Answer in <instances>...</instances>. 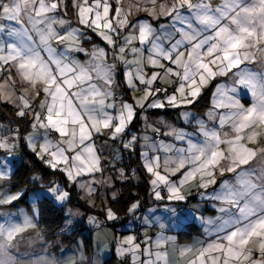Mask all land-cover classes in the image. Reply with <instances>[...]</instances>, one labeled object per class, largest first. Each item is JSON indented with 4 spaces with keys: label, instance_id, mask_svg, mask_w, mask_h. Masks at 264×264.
<instances>
[{
    "label": "snow or ice",
    "instance_id": "1",
    "mask_svg": "<svg viewBox=\"0 0 264 264\" xmlns=\"http://www.w3.org/2000/svg\"><path fill=\"white\" fill-rule=\"evenodd\" d=\"M69 7L80 27L68 18ZM141 12L144 18L137 15ZM161 18L170 24L155 26L152 21ZM87 31L105 46L82 47ZM118 65L127 88L143 92L133 102L116 93ZM217 77L228 81L216 85L207 119L181 113L185 122L195 121L196 132L169 125L163 133L186 147L149 136L148 131L159 134L160 127L147 117L142 135L131 131L140 111L192 105ZM241 90L252 98L248 106L240 101ZM0 102L13 105L16 116L30 118L33 131L24 139L36 157L89 197L109 183L105 166L114 165L103 155L109 140L129 151L143 149L157 200L183 201L189 183L206 190L217 176L232 174L208 194L221 204V215L209 221L215 239L195 249L186 246L180 255L193 254L188 264H264V0L215 5L213 0H0ZM19 139V129L0 125V149L9 157ZM10 171V160L0 159V181L10 179ZM118 172L124 176L122 168ZM47 194L60 204L70 199L55 182ZM23 195L0 185V207ZM139 206L133 203L129 212ZM37 215L21 211L17 219L0 213L6 217L0 222V264H85L83 255L79 261H58L19 254L23 233L38 227ZM106 218L118 217L107 208ZM89 222L96 224L95 218ZM165 239L155 241L157 249ZM145 244L141 249L136 237L128 236L118 252L131 254L133 264H170L166 251L153 252L147 239ZM144 255L147 259H141Z\"/></svg>",
    "mask_w": 264,
    "mask_h": 264
},
{
    "label": "rangeland",
    "instance_id": "2",
    "mask_svg": "<svg viewBox=\"0 0 264 264\" xmlns=\"http://www.w3.org/2000/svg\"><path fill=\"white\" fill-rule=\"evenodd\" d=\"M219 2H220V0H213V4L214 5L217 4V3H219ZM137 15L140 18H144L146 16V14L143 13V12L138 13ZM68 18L72 19L69 16V9H68ZM72 20L76 23V25L74 23V26L75 27H80V25L78 24V22H76V17L73 18ZM152 22H153V24L155 26H158L159 24L166 25V23L167 24H170V20L169 19H165V18H161L159 20H154ZM3 23L8 24V23H12V22L3 21ZM179 26L180 25H177V27H179ZM88 37H90V39H88ZM96 38H98L102 43L99 42L98 40H96ZM83 44H85V46L86 45H90V47L89 48H86L85 46H83ZM93 46L104 47L105 46V42L99 36H97L95 33H93V32L91 33V31H87L86 32V36L83 39L82 47H84L85 49H87V50L90 51L93 48ZM76 56H77L78 59H80L82 61L87 59V56H85L84 54H76ZM242 67H243V65H242ZM252 67H255V66L253 65ZM231 75L232 74L229 73V77ZM226 81H228V77H217L215 80H212L203 89L200 97L192 105H188L186 107L179 108V109L167 108L166 107L164 109H152V110H167V109L173 110L172 111V115H175L176 116V119H177L176 121H178V122H175L176 123L175 126L173 124H170V126L176 128V129H183L185 132H187L189 134L195 133L196 132L195 121L193 120L192 123L185 122V120L181 116V113L184 112V111H189L191 113H194L197 118L205 119L206 120L207 119L206 114L209 112L210 109L213 108V103H212V106L210 105L201 114L200 113H196V108H194V105L205 95V91H207L208 89H211V97L210 98H211V100L213 102V93L215 92L216 85L218 83H224ZM162 86L163 87H169V85H167V84H164ZM212 87H213V89H212ZM128 90H129L128 91L129 98H128V94H126V95L123 94L124 97H125V100H127L128 102H133V99L134 98L138 99L139 97H141L143 95V92L142 91H135V92H133L130 89H128ZM169 90L171 91V87H169ZM238 95H239V98H240L241 103H243L245 106H248L251 103L252 98H251L250 94H248V92L246 90H241V92ZM148 110H151V109H146V110L140 111L138 113V114H140V123L138 125V130H133L132 132L136 133L137 135H142L144 133V117H147V120H148L149 123L155 122V124L160 127V134L162 135V137L161 138H158L157 139L158 141H163L165 143H173L177 147H186V143L181 142V141H177V140H175L171 136L163 135L164 132H167L169 130V128L167 127V124L169 122L172 123V121H173V118L172 117L169 116L168 118L166 117V118H163V119H161L159 117H157V118L156 117H151V116L147 115L148 114L147 113ZM217 111L223 112L225 110L220 109V110H217ZM181 120L183 121L182 124H180L181 123ZM164 123H167V124H164ZM0 125H3L5 128L11 129L13 131H15L16 129H18L16 127H12L11 125L4 124L2 122H0ZM30 126H31V123H30ZM32 131H33V129L31 128L26 133V135L24 136V138L27 137L30 133H32ZM3 134L4 135H10V133H3ZM147 134L149 136H155V137H157V134L156 133H153L151 131H148ZM19 137H20V139L18 141V147L14 150V154L11 155L10 157L8 156V154L3 149H0L1 150L0 159H3L5 157H7L10 160V168H11V171H10V179H5L3 181H0V185H3L4 188L7 191L11 192V193L23 192L24 195L21 196V198L19 200L15 201L12 205H6V206H3V207H0V213H12V214H16V218L17 219H21V217L19 216V213L21 211H23L24 213H27L28 215H32L33 211L35 210V211L38 212V215L35 217L34 222L38 225L39 211H38V208H37V206L35 204L39 200H42L44 198L53 199V197L51 195L47 194V188L49 186H51V184L53 182H55L56 184L60 185L61 187H62V185L60 184L61 182L59 181V179L56 178L55 175L51 176L49 178L50 179L49 181H47V182L45 181V183H48V185H44L45 183H43L44 181L41 178V180L39 182H41V181H43V182L42 183H39L38 182L39 183V187L36 188V189H34V190H32V191L29 190V185L28 184H24V185H22L19 188H14L13 185H11V181H12L11 175L13 174L14 168L16 167V165H20L21 163H23V160H24L23 149H22V137H21L20 132H19ZM24 138H23V140H24L25 146L27 147V149L29 151L32 152L31 148L27 145V142H26V140ZM100 142H103V140H101ZM137 149L139 150L140 158H141V161H142V151H143V149L141 147H139V146L137 147ZM116 150H117V154H118V157L119 158L118 159H114V161H112V164L114 165V167L105 166L106 167L105 176L108 177V178H114L113 175L116 172L117 173L116 176H118V178L120 180H125V179H129L130 178L133 181H135L136 183L137 182L139 183V181L141 180L140 173H138V172L136 173L134 170H130L131 171V174H128V173H126V169L123 167V162H124V159H123V151L124 150L125 151H129V150L123 148L120 143L117 146V149ZM33 154H35V153H33ZM161 155L163 156V153H161ZM43 164L45 165V167H47V169H49L53 173L59 172L60 174H62L67 179V177L63 173H61L60 171L53 170V169L49 168L45 163H43ZM142 165H143V161H142ZM107 168H112L114 172L111 173L110 171H107ZM121 168L124 170V176H120L119 175L118 170L121 169ZM143 168H144V166H143ZM144 170H145V168H144ZM144 172H145V175H148V180H149L148 188H149V191L152 192V186L150 184V180L152 179V177H151L150 174H148L146 172V170ZM227 175H228V177H227ZM231 175L232 174H226L224 177H220L219 179L217 178V183L214 185V186H217L216 189L219 188L220 183L224 179L231 178ZM33 176H39V175L38 174H35ZM32 177H31L30 182L31 183H36V182H33ZM172 179H174V177ZM68 184H70L71 186H74L75 190L80 193L79 197L83 201H85L90 208H92L95 211L102 212L104 216L103 215H99L97 213H91V214L86 215V213L84 211H82L81 209H72V208H69V207L67 208L66 207V217H67V219H66L63 227L61 228L60 232H62V233H68V232L72 231L73 228H74V225L76 224V222L79 221V220H81V219H83V218H85L86 219V224H87V227H88L87 231L90 232V231H93V229L94 230L96 229L93 232V234H92V232L90 233L92 235V241L95 240L96 245L97 246H100L101 245L102 249H104L105 248V245H103L102 241H107L109 238H111V236L113 234V232H111V230H110V227H108V226L107 227H102V224H103L104 220L107 219L106 218V209L107 208H111L113 210V212L117 216V213L114 211V209H113V207L111 205V202L109 201V195H110V197L112 199H116V197L118 196V194H116L118 192L117 189L116 190L114 189V187H115L114 181H113V184H112L111 187H112V190H114L116 193L113 192V194H111L112 191L109 190L107 192V189H105V188L102 189V187H103L102 186V187H99L98 190L95 193H93V195L91 197L87 196L76 185L71 184L69 181H68ZM216 189H211L209 191V193L214 192ZM199 193L200 194L201 193H204V195H200L201 197L199 198V200L201 201L200 202L201 204L204 203V202H202V200H204V201L207 202L208 199H211V198H208V194L209 193H207V192H201V191H199ZM33 201H35V204L33 203ZM163 201H165V202H163ZM136 202H139V204H140V199L136 198L133 201V203H136ZM158 202L161 205H165L166 203H170L172 201H169V200H158ZM56 203H58V202H56ZM66 203L67 202H65L63 204L58 203L57 205L58 206H65ZM193 203H194V201L192 202V204ZM140 207H141V205L139 206V208L136 209V211H138L140 209ZM209 207L212 208V209H216L217 210V213L219 214V215H217V217H219L221 215V213L219 212V208L221 207V205H217V204H214V203H211L210 202L209 203ZM184 209H186V208H184ZM69 211H71L72 215H69ZM136 211L134 213L133 212H128V214L131 217V220L130 221H132V222L133 221H136V219L138 220L140 218L141 211H138L137 213H136ZM127 215L124 216L123 218L127 217ZM217 217L215 219L207 218V220L206 221L203 220V222L207 223V226H212V224H210L209 221H214V220L217 219ZM89 218H95L96 224L90 223L89 222ZM118 218L115 219V220L121 221L123 219V218H120V217H118ZM143 218H146V215ZM4 219H6V217L0 216V222H3ZM115 220H108V221H115ZM128 236H133L132 235V232L126 231L125 233H120L118 235V237L121 238L122 240L124 238L128 237ZM164 236H165V234L162 233L161 235H158V237L156 239H153L152 240V235L150 234V231L146 230V233L143 234L142 238L140 240H136V242L139 243L141 245V249H143V248L147 247V244H145V241L147 239L149 244L152 245V242H153V247H154L152 249L153 252H155L157 250H159V251H165V248H166L165 247V244H166V242H164L159 249H157L156 244H155V241L157 239H160L161 237L164 238ZM43 237H44V235L41 232L39 226L37 228H35V229H30V230L26 231L25 233H23L22 239L20 237H18V239H21V242H20V245H19V254L22 257L30 258V259H34L35 257H37L39 255L50 258L52 255H48V253H44L45 251L46 252H49V254L52 253L53 255H55L56 254L55 251H52L50 249L49 250L47 249V245L49 247V244L46 243V241L44 240ZM77 242H79V244L78 243H76V244H78L80 248H84V245L85 244H84V241L83 240L79 239ZM119 247H120V243H117V246H116L117 254L116 255H117L119 261H121V263H122V261H127L129 264H133V259H132L131 254H126V255L121 256L119 254V252H118V248ZM70 248H72V247H70ZM70 248H68V249H70ZM142 257H145L147 259V256L146 255L141 256V259H142ZM76 258L77 257H75V259ZM116 260H117V258H116ZM114 264H117V261H115Z\"/></svg>",
    "mask_w": 264,
    "mask_h": 264
},
{
    "label": "trees",
    "instance_id": "3",
    "mask_svg": "<svg viewBox=\"0 0 264 264\" xmlns=\"http://www.w3.org/2000/svg\"><path fill=\"white\" fill-rule=\"evenodd\" d=\"M72 12V13H71ZM69 16L73 19L75 18V13L71 7H69ZM92 33V32H91ZM94 36V35H93ZM99 42H101L98 38H96ZM97 41V42H98ZM102 43V42H101ZM117 83L120 85L124 92H128L127 87L124 83V76L121 72L117 78ZM216 83V82H215ZM213 89V87H212ZM122 91V92H123ZM123 92V93H124ZM122 93V94H123ZM211 89L205 91V95L194 105L196 108V113H202L205 109L210 106L211 101ZM15 108L13 105L9 103L0 102V122L4 124L11 125L12 127H16L19 129V132L22 137V149L24 160L23 163L20 165H16L14 168L13 174L11 175L12 181L11 185L14 188H19L24 184L29 185V190H34L39 187V183H45V181H49L50 177L55 175L57 179L61 182L60 184L62 187L66 188L70 192V199L67 201L65 206H57L53 199L44 198L39 200L35 205L39 211V220L38 226L41 232L44 235V240L47 244H49V249L52 251H59L61 249H66L73 247L79 239L84 241V246L87 253H91L92 250V235L91 232H87V224L86 219L83 218L76 222L72 231L68 233L60 232L61 228L63 227L67 217H66V207H70L72 209H81L86 213V215L91 213H97L99 215H103L102 212L95 211L90 208L85 201H83L79 195L80 193L75 190L74 186L68 184L67 179L60 174L59 172L53 173L45 165L42 161L38 160L36 155L33 154L31 151L27 149L24 144V136L26 133L31 129L30 118H20L15 115ZM172 111L170 109L167 110H148V114L151 117H162L168 118L169 116L173 118L174 122L176 121V116L172 115ZM140 123V114H138L135 122L131 126V131L138 130V125ZM1 154V150H0ZM123 167L127 170H134L136 173H140L141 176L145 175V170L142 165V161L140 158L139 150L136 151H125L123 155ZM114 172V171H113ZM35 174H38L43 181L31 183V177ZM116 176V172L114 173ZM117 178V177H115ZM44 185H48L45 183ZM50 185V184H49ZM147 188L148 185L146 181H143L141 184H135L132 179H125V180H117V183L114 189L118 191L119 196L118 199L111 202V205L114 211L117 213V216L124 217L128 214V209L132 205L133 201L139 197L134 190H138L140 196H143V200L145 203V198L147 195ZM142 208V207H141ZM104 216V215H103ZM128 215L125 219H128ZM139 220V219H138ZM137 220V222H138ZM136 222V223H137ZM117 228V226H114ZM189 228L187 231H182L179 233L180 238H190L191 236L197 234L199 231L198 227L194 223L187 224ZM137 240V239H136ZM140 240V239H139ZM116 261L115 257L107 259L104 264H114Z\"/></svg>",
    "mask_w": 264,
    "mask_h": 264
},
{
    "label": "crops",
    "instance_id": "4",
    "mask_svg": "<svg viewBox=\"0 0 264 264\" xmlns=\"http://www.w3.org/2000/svg\"><path fill=\"white\" fill-rule=\"evenodd\" d=\"M76 25V23H75ZM161 24H159L157 27H159ZM169 24L166 23V27ZM176 38H179V35L177 34ZM83 46H85V44H83ZM86 48H89L90 45H86ZM123 73L124 76V81H125V75H124V69L122 66L117 67V76H116V81L118 76L120 75V73ZM118 84V83H117ZM126 86V85H125ZM127 87V86H126ZM128 89V88H127ZM122 88L119 86L116 88V93H123L122 92ZM129 91V90H128ZM123 94H128L127 93H123ZM128 98H129V94H128ZM210 105L212 106V100L210 101ZM138 116V115H137ZM161 119H163L162 117H159ZM135 122V120L132 122L131 126L133 125V123ZM168 122V121H167ZM182 120L181 123L182 124ZM167 124V123H164ZM173 124L174 126L176 125V123L174 121H172V123H168ZM167 124V126H169ZM130 126V127H131ZM58 139V138H57ZM156 139H158L156 137ZM102 143V142H101ZM108 144L111 146L109 148H106L104 150L103 155L105 157H108L111 161H114V159H112L114 156H117V146L119 145V143L114 142L109 140ZM123 155H124V151H123ZM107 171H110L111 173H113V169L112 168H107ZM127 173V171H126ZM117 175V174H116ZM114 178H109V183L106 184L105 186L102 187L107 189V192L110 190L112 191L111 194H113V192H115L114 190H112V184L114 181V184L116 185L117 180L119 181L120 179L118 178V176H115V174L113 175ZM117 177V178H115ZM228 177V175H227ZM176 177H174L175 179ZM217 178L219 179L220 176H217ZM143 181H146L147 185H149V180H148V175H144L141 176V180L139 181V183L135 182V184H141ZM217 186H210L208 189H200L198 187V185L196 183H189L185 188H183V194L186 196V199L183 201H172L170 203H164L165 205H161L159 204L158 200L155 199V197L153 196L152 192L149 191V188H147V195L145 198V203H144V208L142 209V205H141V201H140V209L138 211H141V224L144 228V233H146V230L150 231V234L152 235V240L156 239L158 237V235H161L162 233L165 234L164 238L165 239V251L168 254V259L170 261V264H188V261L190 259L193 258V254L192 253H188L184 256L180 255V249L187 247H193L198 248L199 246L208 243L209 241L215 239V233L213 230V225L212 226H207V223L203 222L207 220V218L210 219H215L217 217V215H219L217 213L216 209H212L209 207V203H214L217 205H221L220 202L215 201L213 199H208L207 202L202 200V202H204L203 204H201L199 198L201 197L199 191L201 192H207L209 193V191L211 189H216ZM217 190V189H216ZM134 192L139 195L138 199H140V197L143 198V196H140V193L138 192V190H134ZM116 193V192H115ZM116 194L119 193L117 192ZM118 196L116 197V199H118ZM116 199H112L109 195V201H115ZM144 199V198H143ZM163 200H167L166 198ZM54 201V199H53ZM194 201V203L192 204V202ZM55 204L57 205L58 203H56V201H54ZM165 202V201H163ZM204 205V206H203ZM58 206V205H57ZM69 207V206H68ZM67 207V208H68ZM70 208V207H69ZM130 208V207H129ZM186 208V209H184ZM172 209H175V212L172 211ZM136 211V213L138 212ZM129 212V209H128ZM147 218V221L145 220V217ZM128 219L123 218L121 221L119 220H115V221H108L107 219L104 220L102 227H110L111 232H113L111 238H109L107 241H102L103 245H105V248L102 249L101 245L97 246L95 240L92 241V252L91 253H87L85 246L84 248H80L79 247V242L78 244L74 245L72 248L68 249H62L59 250L57 252H55L56 254L53 255L52 253L49 254V252H44V253H48V255H52L51 257H54L56 260L58 261H66L69 258H73L77 261H79V258L81 255H83L86 260H85V264H104V262L107 259H110L112 257L117 258V264H129L127 261H119L118 257H117V251H116V246L117 243L121 242V238L118 237V235L120 233H125L126 231L131 232L133 230V228L136 225L137 219L136 221H130L131 217L128 214ZM119 217V216H118ZM139 218V219H140ZM119 219V218H118ZM216 221V220H214ZM189 223H194L199 229V231L197 232V234L191 236L190 238L184 239V238H180L179 237V233L182 231H187L189 228L187 227V224ZM161 225H163V227H161ZM114 226H117V228H115ZM96 230V229H95ZM93 229V232L95 231ZM88 232V231H87ZM199 242V243H198ZM151 243V242H150ZM152 249L153 247V242H152ZM47 249L49 250V247L47 245ZM40 256V255H39ZM142 259H146L145 257H142ZM96 262V263H95Z\"/></svg>",
    "mask_w": 264,
    "mask_h": 264
},
{
    "label": "built area",
    "instance_id": "5",
    "mask_svg": "<svg viewBox=\"0 0 264 264\" xmlns=\"http://www.w3.org/2000/svg\"><path fill=\"white\" fill-rule=\"evenodd\" d=\"M117 95L118 96H122L125 99V97H124V95L122 93H118ZM161 137H162V135L160 133L157 134V138H161ZM51 138L53 140H56L58 138V134L51 133ZM126 171H127L128 174L131 173L127 169H126ZM162 194H164V193L162 192ZM140 201H141V205H142V209H143L145 205H144V200H143L142 197H140ZM131 232H132V235L135 236L137 240L142 238V236L144 234V228H143V226L141 224V218L138 220V222L136 223L135 227L133 228V230Z\"/></svg>",
    "mask_w": 264,
    "mask_h": 264
},
{
    "label": "clouds",
    "instance_id": "6",
    "mask_svg": "<svg viewBox=\"0 0 264 264\" xmlns=\"http://www.w3.org/2000/svg\"><path fill=\"white\" fill-rule=\"evenodd\" d=\"M130 171V170H129ZM131 172V171H130ZM131 174V173H130Z\"/></svg>",
    "mask_w": 264,
    "mask_h": 264
}]
</instances>
